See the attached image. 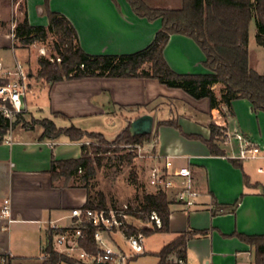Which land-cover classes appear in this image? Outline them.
Listing matches in <instances>:
<instances>
[{
  "label": "crops",
  "instance_id": "crops-1",
  "mask_svg": "<svg viewBox=\"0 0 264 264\" xmlns=\"http://www.w3.org/2000/svg\"><path fill=\"white\" fill-rule=\"evenodd\" d=\"M20 1L23 0L17 3ZM144 1L154 8L169 9L181 8L183 3V0ZM25 4L32 25L49 24L44 0H25ZM49 6L70 20L83 50L95 55L140 51L152 43L162 24L161 19L151 22L139 17L127 0H50ZM13 46L9 35L0 38V60L9 67L17 63L5 62L6 51L19 48ZM164 57L177 73H211L204 66L205 54L190 37L171 35ZM30 76L33 77L31 73ZM44 88L49 96L50 119L57 127L73 124L109 139L104 132L90 131L87 124L97 118L104 119L116 125L117 136L136 117L153 115L157 137L153 143L146 144L148 155H152L147 157L148 166L163 164L170 157L175 168H190L194 185L202 193L196 208L170 205V231L156 232L162 234L161 248L181 233L205 230L208 234L188 241L184 264H255L251 245L234 233H264V177L260 179L257 175L264 174L258 171L264 165H255L258 160H264L235 156L240 152L243 138L264 146V111L253 110L247 99H236L232 101V111L221 103L220 110L212 116L209 98L196 99L183 89L168 87L155 78L87 77L47 83ZM221 88L220 83L211 87L218 100ZM24 111V116H29L26 120L43 119L31 113L28 106ZM170 119L176 120L184 133L205 139L211 137V122L222 126L227 140L218 144L225 155L211 154L204 141L186 137L174 126H157L159 121ZM42 133L43 127L38 123L31 128L17 125L11 131V142L0 143V206L5 198L11 199L14 221L7 232L18 223L34 225L47 241L46 221L67 222L64 217L72 208L85 206L89 191L84 184L65 183L64 177L55 179L50 172L54 159L80 157L86 139L72 140L66 135L42 138ZM232 158L236 159V165ZM236 201L235 212H230ZM2 232L5 231L0 226L1 245ZM44 245L41 240V251ZM190 252H195L196 261L189 260Z\"/></svg>",
  "mask_w": 264,
  "mask_h": 264
},
{
  "label": "trees",
  "instance_id": "trees-1",
  "mask_svg": "<svg viewBox=\"0 0 264 264\" xmlns=\"http://www.w3.org/2000/svg\"><path fill=\"white\" fill-rule=\"evenodd\" d=\"M127 1L139 17L151 22L161 19L162 23L152 43L134 53L119 55L87 53L81 47L78 33L70 20L65 15L50 9V0H44L43 4L44 12L49 19L47 26L32 25L29 22L25 0H23L22 16L16 19L12 33L21 46L29 47L35 43H42L53 47L50 56L43 55L38 60V75L47 83L87 77L155 78L168 87L183 89L196 99L209 98L212 116L216 110H220L221 103L232 111V101L236 99H247L253 110L264 111V72L260 73L253 67L249 49L252 22L256 25V42L264 47V0H183L182 7L178 9L154 8L144 0ZM173 34L190 37L197 43L206 57L204 66L211 73L180 74L169 66L164 57V49ZM14 46L19 47L16 43ZM57 58L61 59L60 63L56 61ZM218 83L222 84L220 100L211 89ZM24 114L25 111L19 112L11 122L0 112V143L11 125L14 128L23 121ZM38 122L43 127L42 138L66 135L72 140L96 137L105 144L121 142L142 144L151 137V134L133 136L126 128L113 141H109L101 133L87 132L73 124L66 128L57 127L49 118L40 119ZM161 125L174 126L186 137L204 141L213 155H225V151L218 142L226 141L227 137L224 128L214 122L210 124L209 139L184 133L174 119L159 121L157 126ZM81 148L82 154L78 158L54 159L50 172L55 179L64 177L67 180L78 177L89 191L88 184L96 175L103 160V157L99 155L100 151L118 154L122 149L102 148L93 143L89 145L83 143ZM127 157L128 161L132 162L136 155L130 152ZM231 162L234 165L237 164L234 158ZM132 175L136 183V173ZM98 195L99 198L96 201L89 191L85 206L107 207L104 194L99 192ZM171 204L172 201L163 191L143 190L142 194L135 199L136 207L130 210L131 214L138 220L149 221L151 213L155 211L162 220V227L140 230L132 227L131 232L141 231L146 236L156 232H169ZM237 205L238 201L231 206L230 212H235ZM208 232L189 230L181 233L155 253L159 259L158 264H180L179 260L185 261L188 241L196 236L206 235ZM234 236L251 245L255 264H264V233L259 235L234 233ZM85 245L88 250L95 248L92 238H88ZM45 252L48 257L43 264H54L59 261L76 264L55 252L50 243L47 244Z\"/></svg>",
  "mask_w": 264,
  "mask_h": 264
},
{
  "label": "built area",
  "instance_id": "built-area-1",
  "mask_svg": "<svg viewBox=\"0 0 264 264\" xmlns=\"http://www.w3.org/2000/svg\"><path fill=\"white\" fill-rule=\"evenodd\" d=\"M12 36L14 38L13 33ZM0 77V112L12 122L19 112L26 109L25 72L19 63L9 67L0 60ZM12 129L11 125L2 142H11ZM241 141L240 152L235 157L264 160V146L251 139L243 138ZM124 147L134 152L138 158L152 157L148 155L143 143H129ZM258 171L264 173V167H259ZM148 184L155 191L166 193L172 204L181 205L185 209L199 206L202 193L194 185L190 168H175L170 157H167L163 164L150 167ZM135 207L134 204L74 207L64 217L67 222H62V219L46 221L49 234L40 259H47L45 249L50 243L55 252L76 264H130L133 259L146 253V235L141 231L131 232L132 227L136 226L133 220H138L130 212ZM13 221L11 199L5 198L0 206L2 231H8ZM149 221L152 228L162 227V220L155 211L151 213ZM88 238L94 241V250L86 248ZM12 258L11 249L0 244V263L9 264ZM179 263L184 264L185 261L179 260ZM54 264L70 263L59 261Z\"/></svg>",
  "mask_w": 264,
  "mask_h": 264
},
{
  "label": "rangeland",
  "instance_id": "rangeland-1",
  "mask_svg": "<svg viewBox=\"0 0 264 264\" xmlns=\"http://www.w3.org/2000/svg\"><path fill=\"white\" fill-rule=\"evenodd\" d=\"M22 1L19 3L13 0H0V38H5L9 35L12 39V46L15 43L19 46L18 49H9L6 51V63L17 62L21 65L25 72L26 82V106L31 113L38 118H52L49 111V96L47 89L44 85L47 84L38 75V60L41 56H50L53 52L51 45H45L42 43H35L32 46H21L15 38L12 36V30L16 24V19L22 16ZM256 25L251 23L250 27V41L249 49L251 53L252 65L260 73L264 72V47L259 46L256 42ZM14 47V46H13ZM22 48V49H21ZM54 59H52L53 61ZM60 63L61 59H56ZM30 73L33 77L30 76ZM165 116V115H163ZM24 116L23 121L19 124L31 128L33 124L38 123V120ZM96 125L88 123L90 131H101L113 141L116 138V125L104 119L97 118ZM157 130L153 129L150 139L143 142V144L153 143L156 139ZM113 138V139H112ZM87 145L93 143L102 148L110 149H122L118 154L113 152L100 151V156L103 157L101 166L97 169L96 175L91 178L88 187L94 200L98 201L99 192L105 196L106 206H122L124 204H134L135 199L140 196L143 190L154 192L155 189L148 184V175L150 163L148 158H136L132 159V162L128 161L127 154L130 153L128 148H125V143H103L96 137H85ZM134 154V152H131ZM264 165V162L258 160L255 165ZM132 173H136V183L133 180ZM257 173V172H256ZM80 175V173H78ZM258 178L264 177V174L257 173ZM65 183L83 184L78 177L65 179ZM136 224V228L144 229L150 228V221L133 220ZM2 246L7 248V244H10V248L15 257L11 259V264H43L44 261L40 259L42 251L40 250V241L42 245L46 242V237L43 232H40L34 225L15 224L12 230L9 232H2ZM10 234V235H9ZM9 235V236H8ZM162 246V234L153 233L146 236V253L133 259L130 264H158V258L155 255ZM195 253V252H194ZM190 252V261H196L195 255Z\"/></svg>",
  "mask_w": 264,
  "mask_h": 264
},
{
  "label": "water",
  "instance_id": "water-1",
  "mask_svg": "<svg viewBox=\"0 0 264 264\" xmlns=\"http://www.w3.org/2000/svg\"><path fill=\"white\" fill-rule=\"evenodd\" d=\"M154 128V117L153 115L146 113L136 117L131 121L129 125V132L135 135H148L153 132ZM103 264V263H96Z\"/></svg>",
  "mask_w": 264,
  "mask_h": 264
}]
</instances>
